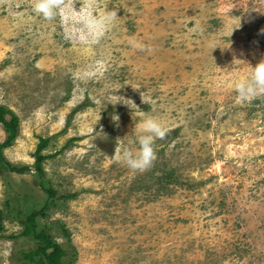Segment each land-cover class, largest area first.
I'll return each mask as SVG.
<instances>
[{
  "label": "rangeland",
  "instance_id": "1",
  "mask_svg": "<svg viewBox=\"0 0 264 264\" xmlns=\"http://www.w3.org/2000/svg\"><path fill=\"white\" fill-rule=\"evenodd\" d=\"M32 4L0 0V106L19 121L2 155L32 169L48 141L56 199L38 223L52 240L74 264H264V93L234 88L264 58V0H61L51 20ZM113 8L82 34V15ZM146 113L168 132L133 172L117 155ZM46 203L33 172L0 174V236ZM33 248L1 237L0 264Z\"/></svg>",
  "mask_w": 264,
  "mask_h": 264
},
{
  "label": "trees",
  "instance_id": "2",
  "mask_svg": "<svg viewBox=\"0 0 264 264\" xmlns=\"http://www.w3.org/2000/svg\"><path fill=\"white\" fill-rule=\"evenodd\" d=\"M78 110V109H76ZM70 119V118H69ZM18 118L16 115L4 106H0V126L3 129L6 139L0 144V174L14 173L23 175L33 172L39 185L46 195L47 203L39 210H33L32 212L23 215L21 212L16 213L18 224L21 227V231L16 235L0 236L8 241H16L18 239H30L34 242V248L31 250H18L16 257L18 256L22 261L27 264H74L76 259V251L70 244H59L52 240V237L47 233L44 227H41L38 223L39 218L45 217V210L49 206V202L53 201L56 196V191L50 187H45L42 182L44 171L42 163L48 157L41 154V151L45 148L48 141L46 139H40L39 144L36 146V150L33 154L34 163L32 169L28 167L15 166L10 164L2 155V150L8 148L11 142L18 135ZM74 194H65L59 196L62 200L74 198ZM52 203V202H51ZM6 219V213L3 211V221ZM3 230L2 225V211H0V232ZM65 235V231H62Z\"/></svg>",
  "mask_w": 264,
  "mask_h": 264
},
{
  "label": "clouds",
  "instance_id": "3",
  "mask_svg": "<svg viewBox=\"0 0 264 264\" xmlns=\"http://www.w3.org/2000/svg\"><path fill=\"white\" fill-rule=\"evenodd\" d=\"M61 6V0H33L32 10L46 20L53 19L57 10ZM117 19V10L104 11L101 15L86 13L82 15V34L84 36L98 37L106 28L112 25ZM141 48L145 47L140 45ZM216 47L213 46V49ZM236 61H241L234 59ZM233 60V61H234ZM233 67V66H232ZM234 88L238 96L242 99L255 97L258 93H264V58L255 66H251V73L247 78L238 79L234 83ZM119 97V96H118ZM143 103H150V99L141 95ZM117 101H121L117 99ZM115 120H118L116 116ZM114 120V121H115ZM140 132L133 139L128 141V145H123L117 159L121 160L131 171H142L147 169L155 160L154 141L164 139L168 129L164 123L156 116L145 114L139 122ZM135 145V147H129Z\"/></svg>",
  "mask_w": 264,
  "mask_h": 264
}]
</instances>
